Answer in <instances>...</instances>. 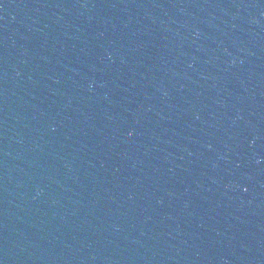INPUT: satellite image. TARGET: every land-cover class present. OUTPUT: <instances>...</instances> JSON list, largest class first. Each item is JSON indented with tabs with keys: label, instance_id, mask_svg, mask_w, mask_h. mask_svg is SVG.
Returning a JSON list of instances; mask_svg holds the SVG:
<instances>
[{
	"label": "water",
	"instance_id": "water-1",
	"mask_svg": "<svg viewBox=\"0 0 264 264\" xmlns=\"http://www.w3.org/2000/svg\"><path fill=\"white\" fill-rule=\"evenodd\" d=\"M0 264H264V0H0Z\"/></svg>",
	"mask_w": 264,
	"mask_h": 264
}]
</instances>
